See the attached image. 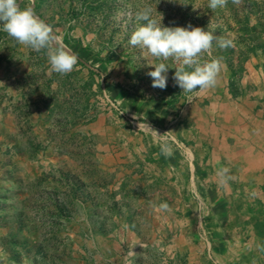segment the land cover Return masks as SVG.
<instances>
[{"label": "rangeland", "instance_id": "1", "mask_svg": "<svg viewBox=\"0 0 264 264\" xmlns=\"http://www.w3.org/2000/svg\"><path fill=\"white\" fill-rule=\"evenodd\" d=\"M208 4L20 0L78 62L50 72L46 50L0 32V264H214L235 226L252 245L264 214L257 192L195 163L203 109H216V130L222 98H264V0ZM145 8L163 26L232 40L198 57L220 61L214 87L183 92L173 80L182 62L148 57L169 67L167 87H152L154 66L128 43ZM163 140L173 153L162 160ZM232 192L242 197L231 202Z\"/></svg>", "mask_w": 264, "mask_h": 264}, {"label": "clouds", "instance_id": "2", "mask_svg": "<svg viewBox=\"0 0 264 264\" xmlns=\"http://www.w3.org/2000/svg\"><path fill=\"white\" fill-rule=\"evenodd\" d=\"M238 3L239 0H234ZM227 0H209V8L223 7ZM143 23L131 34L128 43L138 47L148 62V57L161 61L174 58L181 61V67L173 76L175 84L183 92L191 93L214 87L220 72V61L214 59L200 63V54L208 51L216 41L221 49L232 46V40L218 38L212 32L191 23L186 26H163L152 17V10L145 8L136 15ZM0 32L6 33L17 43L28 46L36 52L47 51L49 71L58 74H68L73 71L78 62V56L58 45L59 37L52 27L40 19L32 7L21 8L20 0H0ZM149 65L154 70L148 75L152 78V87L165 89L168 81L169 67L164 63ZM160 150L165 156L173 153L172 145L163 140ZM227 169L221 170L223 175ZM167 208V205H162Z\"/></svg>", "mask_w": 264, "mask_h": 264}, {"label": "crops", "instance_id": "3", "mask_svg": "<svg viewBox=\"0 0 264 264\" xmlns=\"http://www.w3.org/2000/svg\"><path fill=\"white\" fill-rule=\"evenodd\" d=\"M202 112L205 118L203 126L198 125L201 134L197 138L201 140L203 152L196 153L195 169L200 172L218 171L220 184L228 186L232 183L252 193L255 190L256 197L264 203V98L249 97L244 99L243 104L232 102L228 97L222 98L217 113L219 127L216 130H211L216 120V109H203ZM222 169H227L223 175L220 174ZM238 197L242 196L232 192L229 198L232 202ZM262 216H259L261 220L255 227L251 225L252 245L247 247H244L247 242L242 238L246 231H239L241 226L226 228L224 242L217 244L219 257L213 263L264 264V214ZM254 233H258L259 237ZM233 234L234 238L231 239Z\"/></svg>", "mask_w": 264, "mask_h": 264}]
</instances>
